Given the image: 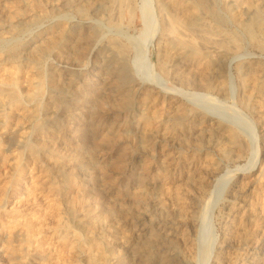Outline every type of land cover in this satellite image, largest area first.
<instances>
[{
  "label": "rangeland",
  "instance_id": "obj_1",
  "mask_svg": "<svg viewBox=\"0 0 264 264\" xmlns=\"http://www.w3.org/2000/svg\"><path fill=\"white\" fill-rule=\"evenodd\" d=\"M180 1L0 0V264H264V0Z\"/></svg>",
  "mask_w": 264,
  "mask_h": 264
},
{
  "label": "bare ground",
  "instance_id": "obj_2",
  "mask_svg": "<svg viewBox=\"0 0 264 264\" xmlns=\"http://www.w3.org/2000/svg\"><path fill=\"white\" fill-rule=\"evenodd\" d=\"M166 2V1H165ZM203 2V1H202ZM164 3V2H163ZM167 3V2H166ZM182 3H183V1L181 0L180 2H178V4L176 5V7H175V5L173 4L172 6H174L175 7V9L176 10H173V11H176V13L178 12V10H180L181 8H182ZM165 4V3H164ZM168 5V4H167ZM208 4H206V6H207ZM181 6V7H180ZM211 7V6H210ZM208 9V8H207ZM210 9V8H209ZM171 10V9H170ZM185 12V11H184ZM181 13H183V12H181ZM258 14V13H257ZM173 15V14H172ZM200 15V14H199ZM256 15V14H255ZM176 16V15H175ZM185 16V15H184ZM168 17V16H167ZM169 17H171V16H169ZM186 17V16H185ZM188 17V16H187ZM190 17H191V15H190ZM190 17H188V19L190 18ZM184 18V17H183ZM167 19V18H166ZM165 19V20H166ZM169 19V18H168ZM191 19V18H190ZM189 19V20H190ZM193 19V18H192ZM199 19V18H198ZM180 20V19H179ZM186 20V19H185ZM169 21V20H168ZM187 21V20H186ZM257 22H258V20H256ZM178 22V21H177ZM256 22V24H259V23H257ZM165 23H166V21H165ZM262 24V23H261ZM166 32L168 33V34H172V33H174L175 31H176V28L178 27V25H177V23H176V21H174V20H172V21H169L168 23H166ZM252 25H254L253 24V22H252ZM253 27V26H252ZM259 27H260V24H259ZM255 28V27H254ZM261 28V27H260ZM166 33V34H167ZM170 36V35H169ZM171 37V36H170ZM168 39V38H167ZM98 44V43H97ZM43 49V48H42ZM11 74V73H10ZM14 75V74H13ZM17 75V74H16ZM5 82V81H4ZM191 83V82H190ZM6 86H9V85H6ZM41 90H43L42 88H40L35 94H33L32 95V99H34L35 101H36V99H39V97H40V93H41ZM15 96V98H17V97H19L17 94H15L14 95ZM131 96V95H130ZM131 98H133V97H131ZM27 99V98H26ZM126 101V100H125ZM129 102V101H128ZM28 103V102H27ZM126 103V102H125ZM7 105V104H6ZM22 105V104H21ZM124 105V104H123ZM25 106V105H24ZM23 106V107H24ZM128 106V105H127ZM130 106V105H129ZM16 107V106H15ZM20 107V106H19ZM22 107V108H23ZM124 107H125V105H124ZM179 108V107H178ZM19 110H20V108H18ZM15 112V111H14ZM24 112V111H23ZM26 113V112H25ZM34 188V187H33ZM33 190V189H32ZM36 190V189H35ZM244 208V207H243ZM51 215V214H50ZM5 216V215H4ZM14 217H15V215H14ZM193 219V218H192ZM39 220V219H38ZM195 220V219H194ZM3 223V222H2ZM5 223V222H4ZM3 223V224H4ZM189 224V223H188ZM187 224V225H188ZM39 226V225H38ZM13 227V226H12ZM184 235V234H183ZM46 237V236H45ZM38 238V237H37ZM40 238V237H39ZM189 241V240H188ZM186 243V242H185ZM62 245V244H61ZM150 246V245H149ZM62 250V249H61ZM142 252H144V251H142ZM62 253V252H61ZM147 254V253H146ZM149 254V253H148ZM7 257V256H6ZM221 258V257H220ZM60 259V258H59ZM61 260H63V259H61ZM218 262V261H217ZM222 262V261H221ZM219 263V262H218ZM262 263V262H261ZM216 264V263H215Z\"/></svg>",
  "mask_w": 264,
  "mask_h": 264
}]
</instances>
